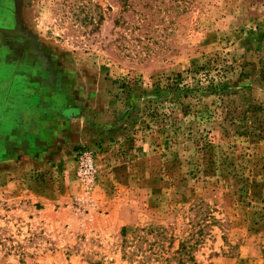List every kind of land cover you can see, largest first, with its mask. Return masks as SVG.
<instances>
[{"label": "rangeland", "instance_id": "1", "mask_svg": "<svg viewBox=\"0 0 264 264\" xmlns=\"http://www.w3.org/2000/svg\"><path fill=\"white\" fill-rule=\"evenodd\" d=\"M0 264H264V0H0Z\"/></svg>", "mask_w": 264, "mask_h": 264}, {"label": "built area", "instance_id": "2", "mask_svg": "<svg viewBox=\"0 0 264 264\" xmlns=\"http://www.w3.org/2000/svg\"><path fill=\"white\" fill-rule=\"evenodd\" d=\"M78 174L85 181L91 180L95 171V155L91 149L78 150L76 152Z\"/></svg>", "mask_w": 264, "mask_h": 264}, {"label": "trees", "instance_id": "3", "mask_svg": "<svg viewBox=\"0 0 264 264\" xmlns=\"http://www.w3.org/2000/svg\"><path fill=\"white\" fill-rule=\"evenodd\" d=\"M182 80V75L179 73L177 74L176 77L172 78L171 81L167 82V84L165 86H157L158 88L164 87L166 90L169 91H176V90H180V86H178V84L181 82ZM172 84H175L176 86H173Z\"/></svg>", "mask_w": 264, "mask_h": 264}]
</instances>
